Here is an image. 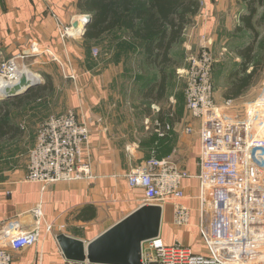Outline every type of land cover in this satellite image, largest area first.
I'll list each match as a JSON object with an SVG mask.
<instances>
[{"label": "crops", "instance_id": "1", "mask_svg": "<svg viewBox=\"0 0 264 264\" xmlns=\"http://www.w3.org/2000/svg\"><path fill=\"white\" fill-rule=\"evenodd\" d=\"M76 2L77 0H0V61L29 52V56L36 58H41L44 54L49 58L51 55L56 58L61 55L71 64L73 57H79L81 53L75 51L73 44L89 41L82 36L62 41L58 23L68 25L75 16L85 15L76 9ZM199 2V12L185 29L180 43L171 50V55L179 52L181 57L198 52L201 36L206 35L209 50L216 60L215 65L222 60L234 61L230 77L242 62L238 50L253 43L252 40L255 42L259 35L257 27L264 24V3L256 6L250 20L253 29H249L246 25L249 10L245 0ZM113 32L123 33L129 42L137 46V50L114 52L109 62H96L89 68L81 63L79 68L68 71V75H72V93L66 111L72 110L79 121H84L90 128L88 179L54 185L25 181L27 155L34 146L40 123L32 121L26 125L15 124L9 108V120L20 129L21 135L11 141H0V225L5 221H14L22 230H31L37 222L36 211L41 214L39 242L23 251H11V264H66L57 245L56 235L63 233L87 243L136 210L142 204V190L129 188L126 175L151 156L157 159L168 157L186 173L182 187L187 198L199 194V182L195 178L199 172L197 156L195 157L199 152V124H192V132H181L180 137L176 136L179 139L177 157L186 158L177 161L174 157L175 149L171 153L162 152V143L169 137L160 138L158 135L166 124L171 126L168 135L183 124L181 117L172 119L174 116L170 118V115H164L163 121L161 120L162 113L169 109L172 111L171 107L162 109L156 118H150L149 112L142 117L143 127L149 122L152 124L144 130L143 127L129 128L115 114L117 100L112 99L113 87L117 74L126 72L123 61L121 62L122 57L124 59L127 56L133 60L139 58L143 67L147 66L144 63L143 43L134 40L127 31ZM184 51L186 53L183 54ZM119 55L122 57H118ZM251 70L252 67H249L248 72ZM157 80L158 77L155 81ZM184 204L192 206L194 201L185 200ZM89 207L95 210V217L82 220L83 212ZM171 211L169 206L163 207L161 230L172 222ZM193 216L195 215L192 214L191 220ZM193 252L205 253L206 250Z\"/></svg>", "mask_w": 264, "mask_h": 264}, {"label": "built area", "instance_id": "2", "mask_svg": "<svg viewBox=\"0 0 264 264\" xmlns=\"http://www.w3.org/2000/svg\"><path fill=\"white\" fill-rule=\"evenodd\" d=\"M58 25L62 41L80 36L71 24ZM207 39L201 36L198 52L189 55L183 71L185 107L199 124V194L186 197L182 181L187 175L169 158L149 157L126 175L129 188L142 190L140 206H172L174 228L190 225L194 214L206 252L195 253L178 243L165 245L159 235L142 244L140 264H264V86L257 97L243 103L217 102L216 60ZM28 53L1 60L0 76L13 77ZM234 109L239 112H230ZM170 131L166 124L158 135L164 138ZM89 141L90 128L72 110L48 117L39 124L28 152L25 181L54 185L88 179ZM185 200L194 205H185ZM36 217L31 230H22L14 221L0 225V264L12 263L11 251L39 242L38 210Z\"/></svg>", "mask_w": 264, "mask_h": 264}, {"label": "rangeland", "instance_id": "3", "mask_svg": "<svg viewBox=\"0 0 264 264\" xmlns=\"http://www.w3.org/2000/svg\"><path fill=\"white\" fill-rule=\"evenodd\" d=\"M257 31L259 35L256 38V41L254 42L252 40L251 42H253L256 62H260V65L252 87L240 99L236 100L238 103L254 99L258 96L260 90L264 86V24L257 27ZM73 48H76L75 51H78L79 53L81 52V56L78 53L79 57H73L72 62L74 63L71 62V64H69L67 58H63L61 55H58L59 57L54 59L52 55L49 58L47 54H44L41 58L29 56L24 60L19 61V71L26 68L40 78L38 86L29 89L27 93L19 97L31 95L38 87L46 86L47 84L52 85V91L46 93L41 99L27 100L20 109H14V107L9 104V102L14 101L19 97L9 100L1 99L0 105L5 104L11 109L13 123L26 125L30 124L32 121H38V124L50 116L64 114L67 110L66 108L70 99V94L72 93L70 90V87L72 86V75H68V71L72 69L74 70L75 67L79 68L81 63L87 65L89 68L96 62H109L111 59L110 57L114 52L137 50V46L129 42L125 35L120 32L109 33L98 41H84L80 44L74 43ZM184 53L186 52L184 51L183 54ZM191 54L194 53H187L181 57L179 52L173 55L178 65L170 70L171 73L166 86L165 98L158 103H150L149 101L141 99L146 88H148L147 85L157 79V71L149 67H143L142 60L139 58L133 60V58H127V56H124L123 59V57L119 55L118 57H122L121 62L123 61V68L126 72L124 74H117L112 94V99L117 100V102H115V106L117 105L114 109L115 114L120 116L123 123L127 124L129 128H142V117L149 112L151 116L150 118H153L154 116L156 118L158 117L159 112L167 107H171L172 109L173 114L169 116L170 118L173 116L172 119H177V117L182 118L183 124H181L183 125V128L182 125H180V128L168 135L169 138L162 143L161 148L162 152L164 151L165 154L168 152L171 153L172 150L175 149L176 152L174 153V157L177 161L181 160V158H186L182 156L177 157L179 139L176 136L180 137L181 132L188 134L186 130L188 128L192 129V124L197 123L198 125V122L192 118L186 110L184 99L185 78L183 71L186 68V60ZM233 64L234 61L228 59L219 61L213 67L214 93L215 99L219 103L224 100L223 93L228 85L229 73L231 72L230 70L232 69ZM138 89L141 91L139 92ZM222 89L224 90L222 91ZM120 102H122V105ZM230 112L238 113L239 110L234 109ZM131 121H133L134 125H131ZM151 125L150 122L145 124L143 130L146 129V127H151ZM197 131H199V126ZM196 156L198 157V155H195V157ZM151 157L156 158L155 156ZM166 158L168 157H164L163 159ZM169 208L172 210V206H169ZM160 239L165 245L178 243L196 252L205 251L206 249L200 236L199 228L196 225L195 216L192 217L191 224L183 229H176L171 223L164 226L160 233Z\"/></svg>", "mask_w": 264, "mask_h": 264}, {"label": "trees", "instance_id": "4", "mask_svg": "<svg viewBox=\"0 0 264 264\" xmlns=\"http://www.w3.org/2000/svg\"><path fill=\"white\" fill-rule=\"evenodd\" d=\"M245 1L249 10L246 25L253 29L250 20L256 6H261L264 0ZM76 9L81 14L90 15L82 36L85 40L98 41L110 32L124 30L134 40L143 43L144 63L157 71L158 80L146 88L142 98L149 101L163 100L170 70L178 65L171 50L180 43L185 29L199 12V0H77ZM238 55L242 62L239 69L229 77L223 93L224 99H240L251 88L258 72L260 62H256L253 43L238 50ZM249 67H252L250 72ZM51 91L52 85L47 84L38 87L31 95L10 100L9 104L20 109L27 100L41 99ZM171 114L170 109L162 113L161 120L164 115L168 117ZM20 135V129L9 120V107L0 105V141H11ZM94 217L95 210L92 207L82 214V220Z\"/></svg>", "mask_w": 264, "mask_h": 264}, {"label": "water", "instance_id": "5", "mask_svg": "<svg viewBox=\"0 0 264 264\" xmlns=\"http://www.w3.org/2000/svg\"><path fill=\"white\" fill-rule=\"evenodd\" d=\"M90 16L83 21L75 16L71 21L73 31L84 35ZM39 82H30L22 75L18 83L4 88V97L9 100L24 95ZM162 208L149 205L140 206L119 222L109 227L93 240L85 243L63 233L55 239L60 253L67 262L89 264H140L142 244L160 235Z\"/></svg>", "mask_w": 264, "mask_h": 264}, {"label": "bare ground", "instance_id": "6", "mask_svg": "<svg viewBox=\"0 0 264 264\" xmlns=\"http://www.w3.org/2000/svg\"><path fill=\"white\" fill-rule=\"evenodd\" d=\"M79 19H81V18H79ZM22 67H25V66H22ZM22 75H24L30 82H39V80H40V78L37 75H34L32 72H30L26 68H24L23 70H20V71L17 70L16 73L14 74V76L12 75L13 77H10L11 76L10 75L8 79H5L2 76H0V100L5 95L4 88L5 87L11 88V87L15 86L18 83V81Z\"/></svg>", "mask_w": 264, "mask_h": 264}]
</instances>
